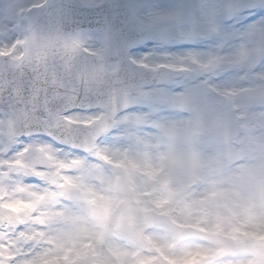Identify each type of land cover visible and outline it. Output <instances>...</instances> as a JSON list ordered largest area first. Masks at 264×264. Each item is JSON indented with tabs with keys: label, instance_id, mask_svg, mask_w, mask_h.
Listing matches in <instances>:
<instances>
[{
	"label": "clouds",
	"instance_id": "obj_1",
	"mask_svg": "<svg viewBox=\"0 0 264 264\" xmlns=\"http://www.w3.org/2000/svg\"><path fill=\"white\" fill-rule=\"evenodd\" d=\"M87 3L0 0L3 264H264V15Z\"/></svg>",
	"mask_w": 264,
	"mask_h": 264
},
{
	"label": "rangeland",
	"instance_id": "obj_2",
	"mask_svg": "<svg viewBox=\"0 0 264 264\" xmlns=\"http://www.w3.org/2000/svg\"><path fill=\"white\" fill-rule=\"evenodd\" d=\"M46 2L47 0H9V4L11 6L9 9V14L19 18V12H20L21 15L26 16L27 12L30 9L44 5L46 4ZM88 2L95 3L96 0H88ZM12 30H13V26L6 25L4 23L3 17L0 16V39H3V37H5L8 34V32ZM150 46L151 45H149V47ZM0 47H2V45H0ZM88 51L93 52L92 49H88Z\"/></svg>",
	"mask_w": 264,
	"mask_h": 264
},
{
	"label": "snow or ice",
	"instance_id": "obj_3",
	"mask_svg": "<svg viewBox=\"0 0 264 264\" xmlns=\"http://www.w3.org/2000/svg\"><path fill=\"white\" fill-rule=\"evenodd\" d=\"M86 7L94 8L97 7L98 5L96 3H90L88 2ZM250 6L256 11V15H264V0H250ZM60 11L64 13H70L71 9L68 6L61 5L60 6ZM255 19V17H252ZM5 257L0 256V264H3Z\"/></svg>",
	"mask_w": 264,
	"mask_h": 264
}]
</instances>
